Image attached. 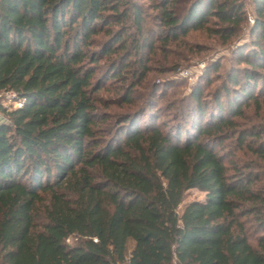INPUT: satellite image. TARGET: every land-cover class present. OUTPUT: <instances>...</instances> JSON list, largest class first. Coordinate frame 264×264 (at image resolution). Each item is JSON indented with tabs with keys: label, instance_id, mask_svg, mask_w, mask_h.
I'll return each mask as SVG.
<instances>
[{
	"label": "trees",
	"instance_id": "16d2710c",
	"mask_svg": "<svg viewBox=\"0 0 264 264\" xmlns=\"http://www.w3.org/2000/svg\"><path fill=\"white\" fill-rule=\"evenodd\" d=\"M253 6V40L238 55L244 67L213 104L197 85L187 127L152 117L141 126L140 114H125L106 139L93 80L101 60L117 56L103 75L114 81L143 48L153 51L141 8L128 10L123 0H0V92L22 103L0 107V264H264V0ZM244 7L162 0L157 42L196 30L229 41ZM211 18L222 26L210 28ZM101 34V53L85 52ZM249 105L260 123L241 128ZM233 138L249 156L244 171L219 152ZM190 190L204 199L179 212Z\"/></svg>",
	"mask_w": 264,
	"mask_h": 264
},
{
	"label": "rangeland",
	"instance_id": "374dc122",
	"mask_svg": "<svg viewBox=\"0 0 264 264\" xmlns=\"http://www.w3.org/2000/svg\"><path fill=\"white\" fill-rule=\"evenodd\" d=\"M161 1L123 0L126 5L125 8L128 10H131L132 5L141 8L145 21L144 27L150 31L146 35L149 37L150 33L152 34L151 39L155 46L153 51L145 47L140 55L132 57V71L125 73L121 79L114 81L103 79L108 64L117 56L99 62L98 73L95 75L93 84H99L100 87L93 97L97 113L108 119L100 126L103 137L106 139L113 136L116 122L125 114H140L141 126L145 124L147 117H152L158 119V122L163 123L166 127L174 125L187 127L189 116L193 112L190 100L193 88L197 85L201 86L205 104L211 105L228 85V76L236 74L238 70L244 67L238 61V55L253 40L250 35V27L254 23L253 0H241L245 6L244 21L237 35L231 40L225 42L219 35L212 32L196 30L190 31L186 37L168 45L157 42L161 36V31L155 16L157 4ZM181 6L184 7V5ZM208 26L210 28L221 27L222 23L211 18ZM124 27L130 34L127 45L132 46L135 43L134 38L138 39L133 19L130 18ZM106 39L107 37L103 34L94 37L92 45L85 52L100 54V46ZM88 64L90 65L89 62L85 63V65ZM215 66L218 67L216 71H214ZM143 69L145 70L143 71ZM143 72L145 74L141 79L140 74ZM127 87H133V90L130 97L131 103L125 104L122 102L121 94ZM222 98V102H225L226 99L223 95ZM0 104L3 108L10 106L4 94H1ZM238 121L241 128L260 123L253 105H249L245 109L244 118ZM219 152L225 158L226 165L230 160H233L240 171H244L245 164L250 160L242 149H238L235 138L224 142ZM203 199L204 194L202 192L198 190L188 191L179 207V212L188 203L203 201ZM69 242H72V239Z\"/></svg>",
	"mask_w": 264,
	"mask_h": 264
},
{
	"label": "built area",
	"instance_id": "2783aa9c",
	"mask_svg": "<svg viewBox=\"0 0 264 264\" xmlns=\"http://www.w3.org/2000/svg\"><path fill=\"white\" fill-rule=\"evenodd\" d=\"M1 94H4L5 98L9 101L10 106L8 108H10V107L20 108L21 107L22 103L19 101H16L14 99V95L12 93H9V92H0V103H1ZM0 107H2L1 104H0Z\"/></svg>",
	"mask_w": 264,
	"mask_h": 264
}]
</instances>
